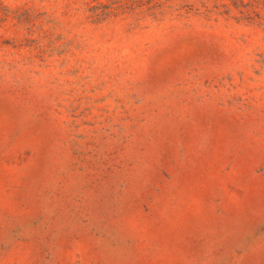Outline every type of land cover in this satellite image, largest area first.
<instances>
[{"label":"rangeland","instance_id":"1","mask_svg":"<svg viewBox=\"0 0 264 264\" xmlns=\"http://www.w3.org/2000/svg\"><path fill=\"white\" fill-rule=\"evenodd\" d=\"M0 264H264V0H0Z\"/></svg>","mask_w":264,"mask_h":264}]
</instances>
